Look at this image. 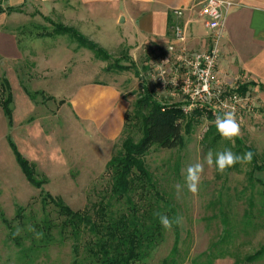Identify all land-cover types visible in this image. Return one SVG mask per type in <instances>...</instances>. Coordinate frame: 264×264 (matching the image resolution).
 <instances>
[{"label": "rangeland", "instance_id": "1", "mask_svg": "<svg viewBox=\"0 0 264 264\" xmlns=\"http://www.w3.org/2000/svg\"><path fill=\"white\" fill-rule=\"evenodd\" d=\"M56 22L64 27L60 18ZM54 31L47 22L18 30L27 43L32 42L29 48L33 56L12 69L0 66V99L8 97L5 80L13 95L10 128L0 109V264H90L84 244L78 257L72 239L54 231L51 242L38 240L27 225L38 231L46 219L61 222L53 207L44 210L46 194L61 199L74 211L98 203L109 186L106 167L121 147L124 131L114 141L103 139L73 107L62 106L61 99L73 98L82 82L110 83L129 103L127 115L135 142L142 138V116L146 112L138 103L146 91L153 102L163 106L182 101L163 88L162 80L170 79L171 65L166 66L165 60L187 48L188 35L186 43L178 44L170 31L167 45L147 46L135 56L124 46L105 51L107 59L86 50L90 57L81 56L74 60L77 65L71 62L64 66L68 58L64 50L72 51L79 45L69 35L39 38ZM26 91L40 95L32 102ZM248 97L251 111L244 114L240 136L234 142L221 138L215 120L203 115L193 122L190 131L184 130V149L154 148L148 155L150 171L183 222L178 226L176 254L174 224L166 230L161 245L138 264H249L247 259L264 246V173L255 172L253 163L236 164L223 174L215 165L204 163L209 150L215 153L230 148L238 155L251 150L259 165H264V109L258 106L254 93L249 92ZM183 124L185 127L187 122ZM17 154L36 165L49 184L42 189L31 184ZM197 162L204 163V171L199 191L193 195L184 186L183 172ZM177 184L183 186L179 192ZM20 208L24 210L22 220L17 218ZM16 228L22 229L19 235H13ZM253 264H264V258Z\"/></svg>", "mask_w": 264, "mask_h": 264}, {"label": "crops", "instance_id": "2", "mask_svg": "<svg viewBox=\"0 0 264 264\" xmlns=\"http://www.w3.org/2000/svg\"><path fill=\"white\" fill-rule=\"evenodd\" d=\"M220 1L232 6L225 18L219 75L244 76L252 83L249 92L264 109V0ZM203 4L204 0H0V66L12 69L33 56L29 48L32 42L27 43L18 30L45 22L55 27L59 18L65 28L78 31L104 51L124 46L135 56L147 46L169 43L176 10L185 12L187 48L204 53L209 49V37L200 18ZM86 50L66 48L64 66L71 62L77 65L74 60L81 56L90 57ZM61 104L73 107L105 140L114 141L124 131L129 103L110 83L82 82L76 95L61 99ZM8 125L10 128L9 120Z\"/></svg>", "mask_w": 264, "mask_h": 264}, {"label": "trees", "instance_id": "3", "mask_svg": "<svg viewBox=\"0 0 264 264\" xmlns=\"http://www.w3.org/2000/svg\"><path fill=\"white\" fill-rule=\"evenodd\" d=\"M56 35H69L80 49H88L100 58H108L103 49L74 29L56 25L53 33L41 35L39 38H53ZM4 85L8 97L0 99V107L12 125L13 95L7 80ZM249 86L252 83L243 86L241 93L249 92ZM26 92L32 101L40 95ZM145 93V97L138 103L141 111L146 112L142 116V138L135 142L131 136L133 130L127 115L122 145L106 167L109 186L99 202L83 211H74L59 198L50 194L43 197L44 210L53 207L61 219L59 223L46 219L38 227V232L43 233V241L51 242L54 231H59L61 237L74 241V250L78 257L84 244L86 259L90 264H138L149 258L161 245L166 230L154 213L159 211L172 218L177 216V212L167 201L158 180L150 171L147 157L154 148L164 151L184 149V130L190 131L193 122L202 115L195 113L186 116L180 105L163 106L152 101L150 92ZM184 122H187L185 127ZM17 158L27 180L37 189L49 184L48 178L39 174L36 165L19 154ZM252 163L255 172L264 173V165H259L255 155ZM23 211L22 208L19 209L17 218L20 220L24 218ZM4 222L7 223L6 220ZM175 226L177 230L174 254L178 251L180 241L178 226ZM15 239L19 241V238ZM263 258L264 246L250 256L247 262L253 264Z\"/></svg>", "mask_w": 264, "mask_h": 264}, {"label": "built area", "instance_id": "4", "mask_svg": "<svg viewBox=\"0 0 264 264\" xmlns=\"http://www.w3.org/2000/svg\"><path fill=\"white\" fill-rule=\"evenodd\" d=\"M232 5L220 0H204L200 18L208 33L210 47L204 53L190 54L187 48L180 49L173 59L164 64L171 65L168 82L163 77V88L171 91L175 102L181 106L186 116L199 113L215 120L226 111H234L240 127L244 114L250 112L248 93H241V88L248 84L242 75L232 78L219 75L221 44L225 32L226 13ZM184 10L173 12L175 22L171 26L174 40L178 44L186 43L188 26L184 23ZM167 71L163 72L166 75Z\"/></svg>", "mask_w": 264, "mask_h": 264}, {"label": "clouds", "instance_id": "5", "mask_svg": "<svg viewBox=\"0 0 264 264\" xmlns=\"http://www.w3.org/2000/svg\"><path fill=\"white\" fill-rule=\"evenodd\" d=\"M214 123L218 134L224 140L234 142L235 138L240 136V125L234 111L229 110L222 116H217ZM253 155L254 154L251 151L238 155L230 148H226L223 151L215 153L212 150H209L204 158V163H206L209 167L215 165L217 171L223 174L227 169L234 167L236 164H251ZM204 163L197 162L195 164H191L183 172L184 186H186L187 190L193 195L197 194L199 191L201 177L204 171ZM175 187L177 192H179L183 186L177 184ZM154 216L158 218L159 223L165 230H171L174 224L179 226L183 222V217L179 215L169 218L168 215L157 211L154 213ZM27 230L34 233L35 238L38 240L43 237V233L36 231L32 225H27ZM21 231L22 229L16 228L13 235H19Z\"/></svg>", "mask_w": 264, "mask_h": 264}]
</instances>
